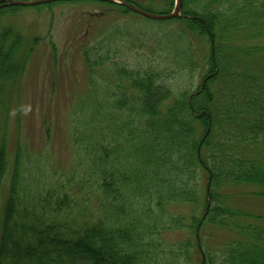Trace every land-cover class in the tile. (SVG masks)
<instances>
[{
    "label": "trees",
    "instance_id": "16d2710c",
    "mask_svg": "<svg viewBox=\"0 0 264 264\" xmlns=\"http://www.w3.org/2000/svg\"><path fill=\"white\" fill-rule=\"evenodd\" d=\"M104 3L131 19L83 49L68 168L19 149L10 173L6 98L33 47L0 32V264H264V217L240 200L264 199V0H184L161 34ZM211 226L241 236L215 243Z\"/></svg>",
    "mask_w": 264,
    "mask_h": 264
},
{
    "label": "rangeland",
    "instance_id": "374dc122",
    "mask_svg": "<svg viewBox=\"0 0 264 264\" xmlns=\"http://www.w3.org/2000/svg\"><path fill=\"white\" fill-rule=\"evenodd\" d=\"M137 1L160 11L167 7V0H135ZM175 2L176 0L170 12L147 11L167 15L172 13ZM12 6H6L1 12L5 13L0 15V32L3 28L11 27L10 33L23 36L26 39L24 46L32 45L33 49L20 77L14 82L13 91L6 98L9 106L6 114L10 116L7 124L10 173L15 153L19 149L31 153L48 166L68 168L73 157L70 139L73 109L79 98L86 93L90 81V66L83 49L101 33L110 30L113 23L126 26L125 21H130L131 14L124 15L113 6L95 0L58 1L48 6ZM180 14L182 16V11ZM138 19L136 22L139 27L151 25L155 28L162 25V28H158L159 34L178 27L177 21L165 23L144 17ZM145 50L147 48L138 49L133 55L135 60L130 65L138 66L142 63L141 54ZM2 129L0 123V130ZM238 186L232 191L240 193L253 189L246 184ZM4 191L8 194L7 187ZM240 200L242 210L246 208L244 211L264 217V199L246 193ZM234 202L233 198L226 200L228 205ZM238 221L242 224H261L259 221L262 220L243 217L238 218ZM225 229L224 233V228L221 229L220 226L210 227V235L215 243H219L222 238L238 239L241 236L234 230ZM180 236L183 234H172L168 240H175Z\"/></svg>",
    "mask_w": 264,
    "mask_h": 264
},
{
    "label": "water",
    "instance_id": "95a60500",
    "mask_svg": "<svg viewBox=\"0 0 264 264\" xmlns=\"http://www.w3.org/2000/svg\"><path fill=\"white\" fill-rule=\"evenodd\" d=\"M56 1H69V0H0V7L12 6V5L33 6V5L46 4L49 2H56ZM95 1H104V2L108 1V2L120 3L128 7L130 10L154 20H168L180 16L184 2V0H176L172 13L167 15H162V14L151 13L147 10L137 7L133 3H128L126 1H121V0H95Z\"/></svg>",
    "mask_w": 264,
    "mask_h": 264
}]
</instances>
